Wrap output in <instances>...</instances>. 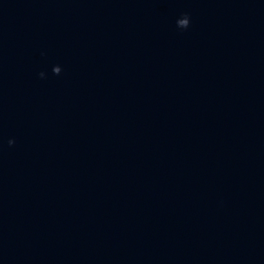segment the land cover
<instances>
[{
    "label": "water",
    "instance_id": "water-1",
    "mask_svg": "<svg viewBox=\"0 0 264 264\" xmlns=\"http://www.w3.org/2000/svg\"><path fill=\"white\" fill-rule=\"evenodd\" d=\"M0 264H264V0H0Z\"/></svg>",
    "mask_w": 264,
    "mask_h": 264
}]
</instances>
